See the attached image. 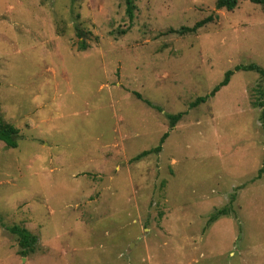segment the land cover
Returning a JSON list of instances; mask_svg holds the SVG:
<instances>
[{
	"label": "rangeland",
	"instance_id": "374dc122",
	"mask_svg": "<svg viewBox=\"0 0 264 264\" xmlns=\"http://www.w3.org/2000/svg\"><path fill=\"white\" fill-rule=\"evenodd\" d=\"M133 4L0 0V264H264V78L189 107L264 70V6Z\"/></svg>",
	"mask_w": 264,
	"mask_h": 264
},
{
	"label": "trees",
	"instance_id": "16d2710c",
	"mask_svg": "<svg viewBox=\"0 0 264 264\" xmlns=\"http://www.w3.org/2000/svg\"><path fill=\"white\" fill-rule=\"evenodd\" d=\"M123 1L125 4L126 16L128 17L129 21L131 22L133 20V17H134L133 0H123ZM242 1H250L251 3H253L255 5L264 6V0H216L215 7L218 10L224 9L228 12H231L237 7L238 3L242 2ZM211 21H212V17H207V18L197 22L191 28L184 27V28H181V29L173 31V32L180 34V35H184L185 33L194 34L198 31V29H201L202 27H204L206 24L210 23ZM124 33H125V31L122 32V34H124ZM78 45H79L80 50H85L87 48V46L85 45V43L83 41H80L78 43ZM239 71L254 72V73H257L258 75H260L261 77L264 78V70L260 66H258L257 64L237 65L232 70L225 72L223 80L220 83H218L211 90V92L208 95H205L203 97H198L194 102H192L189 105V107L195 108L201 104L206 103L208 101V99L213 98L215 96V94H217L222 88L226 87L229 84L230 78L234 75V73L239 72ZM134 96L138 99H141V96L138 93H134ZM145 103L149 107H151V108H153L159 112L161 111V109L159 107L154 106L147 101H145ZM259 107H261V108L263 107L262 102H259ZM182 117H183V113H178L176 115H171V114L167 115V119L169 121V128L172 129L175 126V124L181 120ZM262 118L264 120V114H262ZM167 137H168V132H166L162 135L158 146H156L155 148H152L150 150L141 152L134 159L138 160V159L145 157L149 154L160 152L161 146ZM17 138H18V130L15 129L14 127L4 123L2 118L0 117V141L3 142L5 144V146L8 148H16ZM261 173H264V161H263L262 168L258 171V178L260 177ZM226 215H228L226 210H219V211H217L216 214H214L210 217L209 221L214 222L217 218H219L221 216H226ZM9 232L18 238L19 245H21L22 252L24 254L28 251H33L34 248L36 247L37 238L35 236L31 235L26 229L14 226V227L9 229Z\"/></svg>",
	"mask_w": 264,
	"mask_h": 264
}]
</instances>
